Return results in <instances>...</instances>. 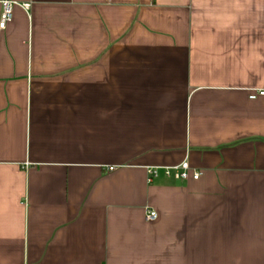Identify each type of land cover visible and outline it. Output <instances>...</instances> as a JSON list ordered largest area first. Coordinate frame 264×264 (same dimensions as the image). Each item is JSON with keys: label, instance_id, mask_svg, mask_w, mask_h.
I'll list each match as a JSON object with an SVG mask.
<instances>
[{"label": "crops", "instance_id": "1", "mask_svg": "<svg viewBox=\"0 0 264 264\" xmlns=\"http://www.w3.org/2000/svg\"><path fill=\"white\" fill-rule=\"evenodd\" d=\"M15 1L0 264H264V0Z\"/></svg>", "mask_w": 264, "mask_h": 264}, {"label": "built area", "instance_id": "2", "mask_svg": "<svg viewBox=\"0 0 264 264\" xmlns=\"http://www.w3.org/2000/svg\"><path fill=\"white\" fill-rule=\"evenodd\" d=\"M18 2L15 0H2V11L0 14V28L4 29L7 24L12 20L13 7ZM25 7H29V3L23 4ZM258 95H264V90H259L256 93L250 95L251 98H256ZM160 168L164 170L166 176H173L176 179L187 180L189 178L198 179L202 171L195 170L191 167L188 161H183L180 164L174 166L157 167L152 166L148 168L150 176H157ZM112 169V168H111ZM158 211L152 207H146L144 217L146 221H154L158 218Z\"/></svg>", "mask_w": 264, "mask_h": 264}]
</instances>
